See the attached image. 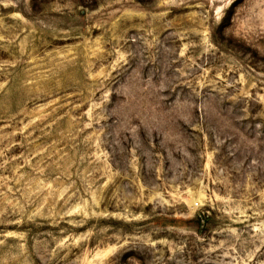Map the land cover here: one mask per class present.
Listing matches in <instances>:
<instances>
[{
	"label": "rangeland",
	"instance_id": "1",
	"mask_svg": "<svg viewBox=\"0 0 264 264\" xmlns=\"http://www.w3.org/2000/svg\"><path fill=\"white\" fill-rule=\"evenodd\" d=\"M0 264H264V0H0Z\"/></svg>",
	"mask_w": 264,
	"mask_h": 264
}]
</instances>
